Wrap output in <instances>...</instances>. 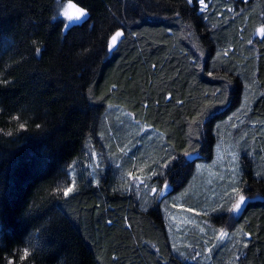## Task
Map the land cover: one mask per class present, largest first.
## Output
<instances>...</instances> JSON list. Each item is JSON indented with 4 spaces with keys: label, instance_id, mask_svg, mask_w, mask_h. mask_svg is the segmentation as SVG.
Segmentation results:
<instances>
[{
    "label": "trees",
    "instance_id": "1",
    "mask_svg": "<svg viewBox=\"0 0 264 264\" xmlns=\"http://www.w3.org/2000/svg\"><path fill=\"white\" fill-rule=\"evenodd\" d=\"M70 1L0 0V264H264V0ZM232 143L236 197L192 193Z\"/></svg>",
    "mask_w": 264,
    "mask_h": 264
},
{
    "label": "rangeland",
    "instance_id": "2",
    "mask_svg": "<svg viewBox=\"0 0 264 264\" xmlns=\"http://www.w3.org/2000/svg\"><path fill=\"white\" fill-rule=\"evenodd\" d=\"M75 5L74 8L68 7V5ZM203 7L205 8L204 5L205 4V0H204V4H202ZM80 7H78L76 4H74L72 1L70 0H58V10H59V14L62 18H64L66 24H68L69 26L76 24V23H80L83 20L86 19V17L81 18L80 21L75 22V23H70L67 18L63 15V13L65 11H67L69 14L71 15H76V9H78ZM81 9V8H80ZM85 11V10H84ZM86 12V11H85ZM87 13V12H86ZM68 26V27H69ZM148 141V140H146ZM143 143H145L143 141ZM141 143V144H143ZM233 145H230V151L229 148L226 149V154L223 152L222 148L219 149V153L221 155V157H214L213 160L211 162H202V163H198L197 167H198V174L196 176V180H195V185L193 183V190L192 193L197 194L203 190L205 191L206 187H210L211 185H216V191L213 194V199L212 201L214 202V204H218L222 205L224 202L229 201V199L235 198L237 193H238V185L239 182L242 179V162L245 159V166H250V161H252V157L251 155H249L248 153H243L242 149L243 147H241L240 145L236 144V143H232ZM240 146V147H239ZM145 147H147L146 143H145ZM223 154V155H222ZM246 156V157H245ZM109 158V157H108ZM251 158V159H250ZM110 159V158H109ZM97 165V162H95V167ZM186 194L185 197L182 196H178L177 200L179 203V205L176 206V209H171L170 213H169V223L171 225L172 228H174L175 231V235L179 234V233H184L187 234L189 230H185L187 229V227L191 226L192 224L198 223V220L196 219V217L193 214V211L195 214L198 215V212L195 211V209H191L190 206L185 205L182 203V201L185 200L186 198ZM164 197V196H163ZM196 197H200L196 196ZM246 201V199H245ZM239 200L236 202L238 203ZM211 203L210 206L214 205ZM243 205V204H242ZM241 205V207H242ZM233 215L238 214L239 212L234 211V207H233ZM226 212H218L217 214L215 213L214 215L217 216L218 220L211 225L214 226H220L222 225L223 228L222 230H220V232H225L228 235L221 238L220 235V240L226 242V239L228 237H231L232 232L229 229L230 223H231V219H229L228 217H226L227 213ZM209 224V222H208ZM177 232V233H176ZM177 236V235H176ZM177 238V237H176ZM175 238V239H176ZM184 238V237H183ZM180 239V238H179ZM179 239L177 240L179 242ZM182 239V238H181ZM184 239H187L186 241L189 240V238L185 237ZM200 262H204V260L200 259ZM207 261V260H205ZM210 261V260H209Z\"/></svg>",
    "mask_w": 264,
    "mask_h": 264
},
{
    "label": "snow or ice",
    "instance_id": "3",
    "mask_svg": "<svg viewBox=\"0 0 264 264\" xmlns=\"http://www.w3.org/2000/svg\"><path fill=\"white\" fill-rule=\"evenodd\" d=\"M188 2L191 3L192 0H188ZM198 2H199L200 4H204V0H198ZM204 6L207 7V5H204ZM68 7L74 8L75 5H71V4H70V5H68ZM202 10H203V9H202ZM76 13H77L76 15H71V14H69L67 11H65V12L63 13V15L67 18V20H68L70 23L78 22V21L81 20V18H84V17H86V15H87V13H86L83 9H80V8L76 9ZM68 26H69L68 24L65 25V27H68ZM259 31H260V34H261V35H264V28H261ZM122 36H123V33H122V32H116V33L111 37V47L114 48V47L117 45L119 39H120ZM21 127H23V125H21ZM74 187H75V185H74V183H73V185H72L71 187L67 188V189L64 191V195L67 196L69 193H71V192L74 190ZM244 202H245V197H244V196H240V197H239V202L236 203V204L234 205V211L239 212V211L241 210V205L244 204ZM219 235H220L221 238H223V237L227 236L228 234L225 233V232H220ZM25 256H27V253H26V252H25Z\"/></svg>",
    "mask_w": 264,
    "mask_h": 264
},
{
    "label": "water",
    "instance_id": "4",
    "mask_svg": "<svg viewBox=\"0 0 264 264\" xmlns=\"http://www.w3.org/2000/svg\"><path fill=\"white\" fill-rule=\"evenodd\" d=\"M117 46H118V43H117L116 47H117ZM111 51H112V50H111ZM244 197H245L246 201H245L244 204L242 205L240 212H239L238 214L235 215L236 218H237V216L241 215V213L243 212L244 208L246 207V205H247V203H248V201H249V199H250L248 196H244ZM238 200H239V199H238Z\"/></svg>",
    "mask_w": 264,
    "mask_h": 264
}]
</instances>
